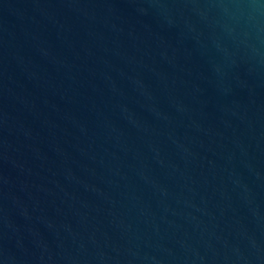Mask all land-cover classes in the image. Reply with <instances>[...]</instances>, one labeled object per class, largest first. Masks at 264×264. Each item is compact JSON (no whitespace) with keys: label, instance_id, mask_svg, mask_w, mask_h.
<instances>
[{"label":"water","instance_id":"obj_1","mask_svg":"<svg viewBox=\"0 0 264 264\" xmlns=\"http://www.w3.org/2000/svg\"><path fill=\"white\" fill-rule=\"evenodd\" d=\"M0 264H264V0H0Z\"/></svg>","mask_w":264,"mask_h":264}]
</instances>
